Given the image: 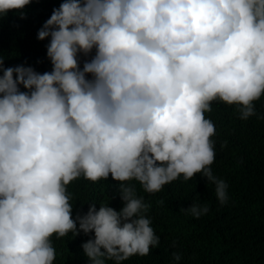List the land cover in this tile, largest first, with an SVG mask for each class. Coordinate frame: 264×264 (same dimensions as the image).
<instances>
[{
    "label": "clouds",
    "instance_id": "9594fccd",
    "mask_svg": "<svg viewBox=\"0 0 264 264\" xmlns=\"http://www.w3.org/2000/svg\"><path fill=\"white\" fill-rule=\"evenodd\" d=\"M30 2L0 0V17L23 18ZM49 37L50 72L0 58V264H54L56 240L80 232L94 233L71 238L89 264L149 254L159 237L129 181L156 193L199 173L227 202L205 113L222 102L241 120L256 114L264 0H63L38 30ZM109 175L123 207L92 202L73 219L67 186ZM183 210L199 218L208 207Z\"/></svg>",
    "mask_w": 264,
    "mask_h": 264
},
{
    "label": "trees",
    "instance_id": "16d2710c",
    "mask_svg": "<svg viewBox=\"0 0 264 264\" xmlns=\"http://www.w3.org/2000/svg\"><path fill=\"white\" fill-rule=\"evenodd\" d=\"M63 0H31L19 12L12 10L0 17V58L4 67L31 66L39 73L50 72L47 57L50 37L37 38L38 30ZM95 54L78 57L80 67ZM21 90L24 91L21 86ZM211 119L215 133L213 174L227 184L228 200L221 205L215 196L214 185L197 173L188 181L179 178L162 187L159 192L147 193L138 181L135 195L150 207L147 216L159 237L157 247L150 246L147 255H134L123 264H174L173 254L180 255L179 264H264V95L254 101L256 114L241 120L235 105L212 102ZM73 205L72 217L85 214L92 202L97 209L109 204L119 211L123 201L119 182L112 179L91 182L83 178L67 186ZM192 203L207 205L208 212L199 218L183 209ZM80 232L76 236L56 240L54 264H89L79 248V242L92 238ZM182 255V256H181ZM106 264H112L107 261Z\"/></svg>",
    "mask_w": 264,
    "mask_h": 264
},
{
    "label": "bare ground",
    "instance_id": "6f19581e",
    "mask_svg": "<svg viewBox=\"0 0 264 264\" xmlns=\"http://www.w3.org/2000/svg\"><path fill=\"white\" fill-rule=\"evenodd\" d=\"M178 255H179V253H178ZM182 256V255H181Z\"/></svg>",
    "mask_w": 264,
    "mask_h": 264
}]
</instances>
